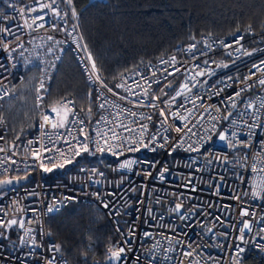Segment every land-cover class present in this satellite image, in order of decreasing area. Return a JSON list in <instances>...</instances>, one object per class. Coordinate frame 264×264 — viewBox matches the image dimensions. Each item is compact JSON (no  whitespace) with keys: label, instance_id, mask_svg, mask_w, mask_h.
<instances>
[{"label":"built area","instance_id":"1","mask_svg":"<svg viewBox=\"0 0 264 264\" xmlns=\"http://www.w3.org/2000/svg\"><path fill=\"white\" fill-rule=\"evenodd\" d=\"M106 1L87 0V4ZM3 4L0 17L12 19H0V28L8 27L13 34L0 33L8 44V48H0V65H3L0 108L18 96V86L28 68L37 71L39 91L35 98L37 123L26 137L8 143V124L0 115V179L30 176L26 184L0 191V221L3 222L0 223V264H47L48 260L52 264H71L61 250H51L58 244L46 220L72 202L96 206L103 211L116 237L106 248L107 256L109 249H125L123 258L114 264H246V260L264 263V233L257 235L264 229L261 223L264 218V128L252 127L254 135L249 136L254 109L246 108L252 101L259 108L255 122H264V107H259L264 103V87L258 83L264 78V71L256 72L244 82L250 70L254 71L252 65L264 60V52L257 51L250 57L242 54L244 50H264V30L256 31L249 26L229 35L201 34L185 45L176 44L166 55L120 74L110 85L92 52L86 48L67 0L64 3L57 0V5L61 15L64 12L68 15L54 20L49 9L26 11L24 15L16 11L29 5L38 8L35 0H3ZM45 12L46 22L36 19ZM34 19L36 23L28 28L25 21L32 24ZM52 23L56 24L55 28ZM41 24L43 27L37 26ZM49 36L53 40H48ZM238 39L243 46L241 51H236ZM66 52L71 54L92 91L97 115L91 123L70 96L50 104L45 102L43 91ZM88 54L92 60H88ZM92 61L97 65L95 73L91 69ZM217 64L228 67L218 68ZM200 70L206 73L212 70L214 74L195 76ZM189 81L191 91L177 96L181 86ZM193 83L197 86L193 87ZM241 87L245 91L236 98L233 107L227 98L234 97ZM142 91L148 93V98L139 103L140 96L131 93ZM152 96L159 97L155 108L148 106ZM172 97H176L175 102L169 104ZM53 107L56 112L52 111ZM161 108L165 109L167 120L160 116ZM172 112L179 115H171ZM44 116L49 117V123L42 129ZM61 120L65 121L64 127H51L52 122ZM120 125L130 131H123ZM142 125L147 126L143 133L140 132ZM177 128L181 130L176 131ZM109 129L116 133L115 140ZM206 130L211 140L206 139ZM232 131L236 137H231ZM97 132L105 135L98 136ZM221 132L248 146L227 147L226 142L219 140ZM153 135L159 143H163L159 136H167L166 146H157L155 151L153 146L145 149L143 144ZM85 136L89 151L76 155ZM137 140L141 143L136 144ZM129 144H135L138 150H130ZM189 145L198 151H190ZM98 146L112 150L101 153L96 151ZM33 153H38V157ZM96 155H99L97 161L93 159ZM78 156L83 159L75 163ZM224 157L226 162L220 159ZM128 161L137 163L130 168L120 167ZM149 162L154 166L149 167ZM41 164L52 171L44 172ZM57 172L62 175H55ZM45 173H51L52 178L45 177ZM161 173L164 179L157 178ZM253 190L262 195L253 197ZM236 195L241 198L233 199ZM177 204L181 208L173 211ZM53 207L56 211L49 212ZM243 210L253 215L242 216ZM193 211L194 216L180 219L181 215ZM12 220L18 223L9 226ZM241 221L252 222V230H245L243 240L238 239L239 229L243 227ZM30 239L39 247L28 243ZM79 264H108V261L107 258L91 260L84 255Z\"/></svg>","mask_w":264,"mask_h":264},{"label":"trees","instance_id":"2","mask_svg":"<svg viewBox=\"0 0 264 264\" xmlns=\"http://www.w3.org/2000/svg\"><path fill=\"white\" fill-rule=\"evenodd\" d=\"M3 5L0 0V7ZM71 5L84 44L110 85L120 74L166 55L176 44L196 40L201 34L229 35L249 26L264 30V0H107L98 4L72 0ZM37 86V71L26 69L18 96L0 108L8 124V143L34 129L38 119L34 100ZM43 93L46 104L70 96L88 123L97 115L92 91L68 52ZM82 159L78 156L75 163ZM49 174L45 177L52 178ZM46 225L71 264H79L84 255L91 260H106V248L116 239L103 211L84 203H68L49 216ZM246 264L264 263L246 260Z\"/></svg>","mask_w":264,"mask_h":264},{"label":"snow or ice","instance_id":"3","mask_svg":"<svg viewBox=\"0 0 264 264\" xmlns=\"http://www.w3.org/2000/svg\"><path fill=\"white\" fill-rule=\"evenodd\" d=\"M61 3H64L65 0H60ZM72 2V0H67V4L70 5ZM35 3L38 5V8L37 7H33L32 5H29L27 7V9L25 8H20V9H16V11H18V13L20 15H24L25 12H38V11H44L45 9H49L51 10L52 12V15H53V20L56 18V17H59L61 19H63L64 17H66L68 15L67 12H64L63 15H61V10L59 9L58 5H57V0H52L51 3H40L39 0H35ZM9 7H13L14 8V5L10 4ZM72 15L75 16L76 15V12L75 10L73 9L72 10ZM47 16V12L44 13V15H37L36 19L40 20V21H45V18ZM0 19H7V20H11L12 17H8V16H2L0 17ZM36 23V20L34 19L33 20V23L32 24H28L27 21H25V24L28 28H32L33 25ZM39 27H43V25H37ZM52 27H56V24L55 23H52L51 25ZM0 33H7L8 35H12V30L8 27H4V28H0ZM48 40H53V37L49 36L48 37ZM235 43L239 46L236 51H241L242 49V45H240V40H236ZM82 47H85V46H82ZM191 47L195 48V45H192ZM0 48H8V44L7 42L3 39V37H0ZM257 51H261V52H264V50H261V49H253L251 52L247 51V50H244L242 52V54L244 56H252L255 52ZM195 55V54H193ZM88 60H92V57H91V54H88ZM205 64H207V61H205ZM3 65H0V68H2ZM198 67V66H197ZM217 67L218 68H227L228 65L227 64H217ZM91 69H92V72L95 73L96 70H97V65H96V62L95 61H92L91 63ZM252 70H250V74L249 76H246L244 77V82L248 81L251 79L252 76H254L256 74V72H261V71H264V60L260 61L259 65L257 64H253L252 65ZM87 70V69H86ZM211 75V74H214L212 70H208L207 73L204 71V70H200L198 72H196L195 76H204V75ZM195 76L193 77V79H195ZM90 79L92 78L91 76L89 77ZM96 79H99V77L97 76ZM229 80L232 79V77H229L228 78ZM189 83H191V81L183 84L181 86V91H178L176 93L177 96H181L184 92H190L191 89L189 88ZM197 83H199V81H197ZM243 83V82H242ZM258 83L260 86L264 87V78L262 79H259L258 80ZM122 85H118L117 87H121ZM193 87H196L197 84L196 83H193L192 84ZM249 87H251L252 85H248ZM41 87H43V85H41ZM139 87V86H138ZM245 91V89L243 87H241L240 91L236 92L235 93V96L234 97H229L227 98L228 99V102L231 103V105L233 107H235V100L237 97L241 96V94ZM132 95H138L140 96V100L137 101L139 103H142L144 99H147L148 98V93L146 91H142V93H131ZM218 94V93H217ZM159 97H155V96H152L150 99H149V105L150 107H153L155 108L157 105L155 103L156 100H158ZM175 99L176 97H172L171 98V101H169L168 103L171 104V103H174L175 102ZM101 108L104 107L103 104L100 105ZM259 107H264V103H262ZM246 108H250V109H254L253 113H252V119L254 121V123L252 125H249V136L251 135H254V133L251 132V128L252 127H260V128H264V122H255L258 118V111H259V108L252 102V101H249V103L246 105ZM53 112H56L57 109L55 107H53L52 109ZM68 112H71L72 110L71 109H67ZM73 115H75V113H72ZM160 116L163 118V120H167L168 117L165 115V109L164 108H161L160 109ZM132 115H135V113H133ZM171 115H179V113H176V112H172ZM181 119H184L183 116H180ZM43 123H41L40 127L43 129L45 127V124L49 123V117L48 116H44L43 118ZM148 120H151V117H147ZM225 119H227V117H225ZM64 123L65 121L64 120H61L59 122H52L51 123V127L56 129V128H60V127H64ZM80 128L83 129V126H84V121L81 120L80 122ZM99 123V122H98ZM162 126H163V121H162ZM123 131L125 132H129L130 130L125 128L124 125H120L119 126ZM215 129V125H213V130ZM147 130V126L146 125H142L141 128H140V132L143 133L144 131ZM181 129L177 128L176 131H180ZM109 134L112 136L113 140L116 139V133L114 131H112L111 129H109ZM131 134V133H130ZM96 135L98 136H103L105 135L104 133H99L97 132ZM236 132L235 131H232L231 132V137H236ZM202 141L204 138H201ZM206 139L207 140H211L212 137L211 135H207V130H206ZM159 140L160 141H163V143H159L158 142V138L156 135H153L149 138L148 140V143H145L143 144V147L145 149L149 148L150 146H153L152 147V150L155 151L156 150V147H165L167 142H168V137L167 136H159ZM219 140L220 141H224L226 142V146L227 147H230V148H236L238 145H243L244 147H247L248 145L244 142V141H240V140H236V141H233L232 139L229 138L228 134H226L225 132H221L219 133ZM136 144H140L141 142L139 140H137L135 142ZM29 144H31V141H29ZM104 144H108V141L107 140H104ZM121 144H123V141H121ZM129 148L130 150H138L136 147H135V144H129ZM111 147L105 149L104 147H97L96 151L98 152H105V151H111ZM189 150L190 151H198V148L196 149H193L191 145H189ZM83 151V152H88L89 151V148H88V144H87V137L85 136L84 137V143H83V146L80 148L79 151L76 152V155H79L80 152ZM34 156H37L38 157V153H33ZM222 159V161L226 162V157L224 158H220ZM133 163H137V161H128L124 164H121L120 167L121 168H130L131 165ZM209 163H211V160L209 161ZM44 171L46 172H50L52 171L51 168H47V167H44L43 164L40 165ZM55 166V165H54ZM154 164L149 162V167H153ZM58 167H63V165H59ZM164 172H167V169L165 168L164 169ZM102 175V174H101ZM149 175H151V173H149ZM158 179H164V174L161 173L158 177ZM19 179V178H17ZM0 183H3V184H12L13 181L11 180H8V181H3V182H0ZM134 191V189H132ZM244 195H247V193H244ZM251 195L253 197H259L262 195L261 192H258V191H255L253 190ZM241 197L240 195H236L233 197V199H237L239 200ZM159 202V201H158ZM211 207V205H210ZM181 208V205L180 204H177L176 207L173 209V211H178L179 209ZM227 210V209H225ZM49 212H53V211H56V209L53 207V208H49L48 209ZM201 211H203L201 209ZM149 212L151 213V209H149ZM196 213L195 211L191 212V213H188L186 215H181L180 216V219L181 220H185L188 218V216H194ZM242 216H249V215H253V213H250L248 212L247 210H243L241 211L240 213ZM219 219V218H217ZM0 223H3L2 221H0ZM9 223V226L12 225V224H17L18 222L15 221V220H12ZM241 223L243 224V227L239 229V232H240V236L238 237V239L240 240H243L244 239V233H245V230L247 231H251L252 228H251V223L252 222H247V221H241ZM261 223H264V218H262L261 220ZM21 227H23V224L21 223ZM209 231H211V229H209ZM262 233H264V229H261L260 231L257 232V235H261ZM145 235H148V233H145ZM220 235H224L225 237H227V233H221ZM25 241L23 240V238L21 239V243H24ZM28 243H30L34 248H38L39 245L36 244L35 240L34 239H30L29 241H27ZM128 243H130L131 241L128 240L127 241ZM121 243H124V241H121ZM177 243H179V241H177ZM52 251H55V252H59L60 251V246L59 245H55L52 247L51 249ZM125 249L123 247H119L117 248L116 250H112V249H109L108 252H109V255L107 256V261H108V264H111V262L113 260H120L123 258V253H124ZM187 255H191V252H188ZM212 258L209 257V260H211ZM47 264H52V260H48L47 261Z\"/></svg>","mask_w":264,"mask_h":264},{"label":"water","instance_id":"4","mask_svg":"<svg viewBox=\"0 0 264 264\" xmlns=\"http://www.w3.org/2000/svg\"><path fill=\"white\" fill-rule=\"evenodd\" d=\"M29 178H30L29 175H27L25 177H22V178H19V179H17V177H6V178H2V179H0V182L11 180V181H13V183L12 184H3V183H0V191H2L4 189H8V188H10L12 186H19V185L26 184L29 181ZM116 261L117 260H113L111 263L114 264V263H116Z\"/></svg>","mask_w":264,"mask_h":264},{"label":"rangeland","instance_id":"5","mask_svg":"<svg viewBox=\"0 0 264 264\" xmlns=\"http://www.w3.org/2000/svg\"><path fill=\"white\" fill-rule=\"evenodd\" d=\"M38 87V86H37ZM39 90V89H38ZM38 94V93H37ZM36 96L37 95H35V98H36ZM35 100V99H34ZM35 107H36V102H35ZM36 109H37V107H36ZM37 111H38V109H37ZM61 113H62V115H64L65 114V109L64 108H62V110H61Z\"/></svg>","mask_w":264,"mask_h":264},{"label":"bare ground","instance_id":"6","mask_svg":"<svg viewBox=\"0 0 264 264\" xmlns=\"http://www.w3.org/2000/svg\"><path fill=\"white\" fill-rule=\"evenodd\" d=\"M190 42V41H189ZM189 42H187V43H189ZM187 43H184L183 45H185V44H187ZM71 55V54H70ZM74 60V59H73ZM75 62V61H74Z\"/></svg>","mask_w":264,"mask_h":264}]
</instances>
